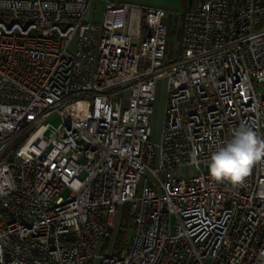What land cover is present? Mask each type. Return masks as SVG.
<instances>
[{
  "label": "built area",
  "instance_id": "2783aa9c",
  "mask_svg": "<svg viewBox=\"0 0 264 264\" xmlns=\"http://www.w3.org/2000/svg\"><path fill=\"white\" fill-rule=\"evenodd\" d=\"M96 1L0 0V264H264V160L206 173L264 138V0L186 8L173 55L163 9Z\"/></svg>",
  "mask_w": 264,
  "mask_h": 264
},
{
  "label": "clouds",
  "instance_id": "9594fccd",
  "mask_svg": "<svg viewBox=\"0 0 264 264\" xmlns=\"http://www.w3.org/2000/svg\"><path fill=\"white\" fill-rule=\"evenodd\" d=\"M264 160V138L246 124L234 128L231 138L218 145L208 160L209 175L216 181L239 185L253 167ZM199 164L200 161L196 160Z\"/></svg>",
  "mask_w": 264,
  "mask_h": 264
},
{
  "label": "rangeland",
  "instance_id": "374dc122",
  "mask_svg": "<svg viewBox=\"0 0 264 264\" xmlns=\"http://www.w3.org/2000/svg\"><path fill=\"white\" fill-rule=\"evenodd\" d=\"M109 1H114V0H109ZM175 1H176V8H181L182 5L187 0H175ZM103 6H104L103 0H98L94 4H92L88 13V18L92 15V19L95 22H101L103 15ZM165 23L168 29L166 47L168 53L170 55H173L176 52L177 42H178V28L180 27V17H178V11H176V9L172 11H167V15L165 17ZM164 104H165L164 80H160L157 84L155 100L152 103L153 115L151 116L150 119V125L152 131L151 137L155 143L158 141L160 135V130L163 121ZM47 122L52 124L53 126H57L59 124V119L56 117H52L48 119ZM206 173H209L208 167H206ZM126 238L128 239L129 235H127Z\"/></svg>",
  "mask_w": 264,
  "mask_h": 264
},
{
  "label": "crops",
  "instance_id": "0c3cea01",
  "mask_svg": "<svg viewBox=\"0 0 264 264\" xmlns=\"http://www.w3.org/2000/svg\"><path fill=\"white\" fill-rule=\"evenodd\" d=\"M114 1L129 4L133 8H136V7H140V8H142V7L161 8L166 12V15H167V11H172V10L176 9V11H178V17H181L182 12L186 8H193L198 3L203 2L205 0H187V1H185V3L182 5L181 8H176V1L175 0H114Z\"/></svg>",
  "mask_w": 264,
  "mask_h": 264
},
{
  "label": "trees",
  "instance_id": "16d2710c",
  "mask_svg": "<svg viewBox=\"0 0 264 264\" xmlns=\"http://www.w3.org/2000/svg\"><path fill=\"white\" fill-rule=\"evenodd\" d=\"M128 235V231L126 229H120L118 231V234H117V238H116V247H117V250L121 249L124 242L126 241V237Z\"/></svg>",
  "mask_w": 264,
  "mask_h": 264
}]
</instances>
